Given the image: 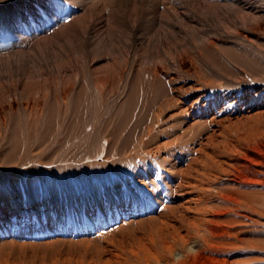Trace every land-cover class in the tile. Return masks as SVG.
I'll use <instances>...</instances> for the list:
<instances>
[{"label":"bare ground","instance_id":"1","mask_svg":"<svg viewBox=\"0 0 264 264\" xmlns=\"http://www.w3.org/2000/svg\"><path fill=\"white\" fill-rule=\"evenodd\" d=\"M250 1L0 0V173L50 163L37 158L44 146L27 162L4 157V141L19 131L20 109L28 137L42 131L45 144L49 133L66 126L52 125L53 115L41 126L44 110L67 109L85 85L103 103L126 86L123 103L138 108L139 98L161 93L132 146L117 150L108 120L97 133L106 161L117 152L153 164L85 199L45 200L36 195L33 177L23 183L15 176L0 186V264H243L261 258L264 76L242 70V77L223 82L201 66L221 67L212 50L236 59L226 48L231 41L264 45V9ZM22 5L24 14L16 13ZM245 78L254 84L230 86ZM90 128L83 130L89 138ZM208 249L221 258L205 257Z\"/></svg>","mask_w":264,"mask_h":264},{"label":"rangeland","instance_id":"2","mask_svg":"<svg viewBox=\"0 0 264 264\" xmlns=\"http://www.w3.org/2000/svg\"><path fill=\"white\" fill-rule=\"evenodd\" d=\"M250 2L253 7L259 5L264 9V0H251ZM253 3H255V5H253ZM24 9L25 5H22L19 9L17 8L16 13L23 12L24 14ZM23 14H20V16L22 17ZM209 35L212 34H204L205 37H208ZM211 38L214 37L211 36ZM6 46L7 48L12 47L10 45ZM226 48L239 58H230L224 50H212V56L220 62L221 67L217 66L216 63L214 64L217 68L214 64L212 66V64L204 62L201 66L207 74L210 73L223 82L224 77L228 78L229 76V78L234 77L235 79L237 77H242L243 71L245 70H250L252 73L256 74L257 77L264 76V45H260V48H258L242 42L231 41ZM252 83L253 81L251 78H245L243 85L232 83L230 86L235 88H239V86L249 87L254 84ZM84 88V93L82 95L76 97L73 96L70 99V102L71 100L72 102L69 103L67 109L52 106L44 110L40 122L41 126L48 124L49 115H53L52 125L59 126L60 124L63 125L65 123L64 126H66L64 128L61 127L62 129L56 128L54 133H49L51 136H49L48 142L45 144H43V140L41 139L42 131L36 135L37 137L35 136L34 140H31L28 137L26 131V114H24L26 112L20 109L21 112L19 111L20 114L18 112L17 116V121L20 124L18 130L20 132H10L12 138L7 136L8 139L4 141L3 146V150L5 151L4 157L6 159H13V156H17L26 161L30 157L28 154L34 151L33 149L38 146H44L43 152H41L37 158L41 161H49L50 163L39 165L30 162L19 169L5 171V173L1 172V187L9 186L10 179L15 176L21 178L23 183H28L29 179L33 177V179L36 180H34L36 188H39L38 190L36 189V195L38 196V193H40V195L45 194V200H57V197L60 198L59 200H66L76 198V196L77 198L85 199L90 192H93V189H98L99 187H111L114 184L125 180L127 175L131 174V172L139 171L141 166L151 165L152 161L147 157H128L125 160V158L116 157L117 152L106 161V157L103 158L102 156L103 140L101 135H98L97 133L100 134L105 122L110 121L109 123L112 127L110 126L109 131H111L109 133L117 135V150L120 151L121 149L128 147L131 143L133 144L137 133L141 129V125L148 120L147 117L149 115V110L154 107L158 99L161 97L160 91L154 90L155 92L153 91V93L147 98H139L140 106L138 108V104H135L134 107L133 103H123V99L125 98L123 93H125L127 89L126 86H122V89L118 90V95H112L106 103H103L100 96L97 94H92L90 86L85 85ZM220 88L222 89V87ZM122 90H124V92H121ZM141 102L143 103L141 104ZM111 120L114 121L111 122ZM115 124L119 126L121 125L120 127L118 126L119 132H115V128L117 127ZM124 124L127 126L125 127ZM100 126H102V128ZM90 127H93L94 130L91 138L86 137L85 132H83L85 128L87 132L90 131ZM111 128L114 129V131ZM121 128L125 131L121 132ZM44 133V135H46V132ZM13 134L15 136L17 135V137ZM228 253L233 254V252H226L225 254ZM204 256L212 260H219L221 258L220 251L214 249H208V253L204 254ZM243 264H264V254L261 255L260 259H250L248 262H243Z\"/></svg>","mask_w":264,"mask_h":264}]
</instances>
